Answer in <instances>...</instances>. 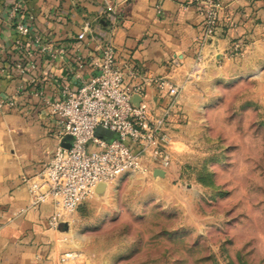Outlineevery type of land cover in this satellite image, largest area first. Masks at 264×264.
Wrapping results in <instances>:
<instances>
[{"label": "crops", "instance_id": "1", "mask_svg": "<svg viewBox=\"0 0 264 264\" xmlns=\"http://www.w3.org/2000/svg\"><path fill=\"white\" fill-rule=\"evenodd\" d=\"M22 1L34 14L33 30L68 44L70 60L74 51L84 56L94 53L93 45L77 41L76 34L85 20L98 22L115 45L116 56L128 60L138 73L129 87L143 86L141 102L150 113L160 115L171 107L172 155L187 140L188 130L200 123L197 113L212 111L218 96L245 90L264 103V0H220L216 34L205 39L204 15L195 0ZM12 2L0 0V264H77L60 260L64 252L76 251V240L68 233L70 222H65L66 229L49 226L50 199L37 207L29 205L28 179L42 169L58 145L56 118L36 100H25L19 107L1 104L18 82L1 71L12 36L6 13ZM238 40L244 41L245 49L230 56ZM37 60V69L23 77L28 83L45 73L57 79L68 74L63 61ZM158 81L178 87L174 101ZM144 168L153 174L158 167L144 160ZM162 180L154 179L157 189Z\"/></svg>", "mask_w": 264, "mask_h": 264}, {"label": "rangeland", "instance_id": "2", "mask_svg": "<svg viewBox=\"0 0 264 264\" xmlns=\"http://www.w3.org/2000/svg\"><path fill=\"white\" fill-rule=\"evenodd\" d=\"M247 92L220 95L197 113L165 177L127 172L81 203L67 221L70 259L264 264V103Z\"/></svg>", "mask_w": 264, "mask_h": 264}, {"label": "built area", "instance_id": "3", "mask_svg": "<svg viewBox=\"0 0 264 264\" xmlns=\"http://www.w3.org/2000/svg\"><path fill=\"white\" fill-rule=\"evenodd\" d=\"M195 1L204 15L203 39L214 36L221 1ZM157 12L161 14L159 5ZM6 13L12 36L1 71L16 77L18 82L1 104L19 107L25 100H36L49 116L56 118L59 128L54 153L28 179L31 207L52 200L53 211L48 217L51 228L67 223L79 205L96 194L98 184H108L127 172L145 170L144 160L165 171L170 167L171 107L160 115L150 113L141 102L143 86L136 83L129 87L130 79L138 73L128 60L116 56L115 45L99 29L98 22L85 20L76 34L77 41L93 45L94 53L84 56L74 51L70 60L68 44L33 30L34 14L22 0H13ZM242 49V43L235 41L229 54L236 56ZM37 59L65 62L67 76L57 79L45 73L26 82L23 77L37 69ZM158 86L163 89L166 83L158 81ZM166 88L174 101L178 87L167 85ZM135 96L140 97L139 102L133 99ZM98 127L111 132L112 139L96 135ZM66 135L72 137L66 142L69 147L63 144ZM73 257L74 251H66L60 260L64 262Z\"/></svg>", "mask_w": 264, "mask_h": 264}, {"label": "water", "instance_id": "4", "mask_svg": "<svg viewBox=\"0 0 264 264\" xmlns=\"http://www.w3.org/2000/svg\"><path fill=\"white\" fill-rule=\"evenodd\" d=\"M136 102H139L140 101V97L138 96H135L133 98ZM95 134L98 135V136H101L105 139H108V140H111L112 137H113V134L101 127H98L95 131ZM71 136L70 135H66L63 139L64 141V146L66 147H69V143H66L67 141L71 140ZM153 175L154 176H160V177H164L166 175V171L164 169H161V168H155L153 170ZM106 188V183H100L97 185L96 187V193H100L102 191H104V189ZM67 227V224L65 222H61L59 225H58V228L59 229H66Z\"/></svg>", "mask_w": 264, "mask_h": 264}]
</instances>
